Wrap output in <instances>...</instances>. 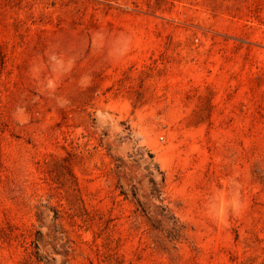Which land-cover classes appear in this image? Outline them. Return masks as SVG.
<instances>
[{
  "label": "rangeland",
  "instance_id": "1",
  "mask_svg": "<svg viewBox=\"0 0 264 264\" xmlns=\"http://www.w3.org/2000/svg\"><path fill=\"white\" fill-rule=\"evenodd\" d=\"M0 264H264V0H0Z\"/></svg>",
  "mask_w": 264,
  "mask_h": 264
}]
</instances>
